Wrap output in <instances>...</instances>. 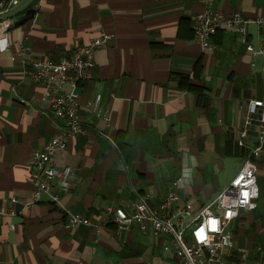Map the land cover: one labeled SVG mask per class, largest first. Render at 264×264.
Listing matches in <instances>:
<instances>
[{
    "label": "crops",
    "instance_id": "1",
    "mask_svg": "<svg viewBox=\"0 0 264 264\" xmlns=\"http://www.w3.org/2000/svg\"><path fill=\"white\" fill-rule=\"evenodd\" d=\"M209 6L247 19L246 43L219 30L214 49L202 51L193 28L203 5L193 0H36L26 25L0 23V39L7 33L10 42H24L32 59L54 62L106 37L77 90L80 105L101 95L100 109L109 118L104 124L82 106L78 116L87 132L55 157L72 175L67 192L57 181L52 192L63 209L92 223L67 228L65 211L47 196L32 202L29 163L32 152L58 135L60 121L43 101L42 86L24 73L18 48L0 52V264L174 261L167 236L144 233L137 224L117 234L108 209L130 215L143 197L157 208L170 191L180 203L203 207L257 144L255 121L244 146L236 140L248 102L264 101V30L256 24L264 19V0H210ZM254 163L256 208L240 213L230 231L248 263L264 264V152Z\"/></svg>",
    "mask_w": 264,
    "mask_h": 264
},
{
    "label": "built area",
    "instance_id": "2",
    "mask_svg": "<svg viewBox=\"0 0 264 264\" xmlns=\"http://www.w3.org/2000/svg\"><path fill=\"white\" fill-rule=\"evenodd\" d=\"M193 1L203 5V9L195 16L193 28L194 41L202 51L214 49L211 40L219 30L233 31L241 35L246 43L248 21L240 13L212 11L210 0ZM18 5L19 0L0 2V16ZM256 24L264 30V19L257 20ZM106 44V37L93 39L77 47L70 56L54 62L49 59H32L28 56V48L24 42H10L7 33L0 39V52H8L14 46L18 48L17 56L24 73L28 74L31 81L42 86L43 101L48 103L53 118L60 121L58 135L30 156L33 203L47 196L51 203L62 206L59 196L52 192V186L57 181L60 190L67 192L72 169L59 168L55 157L58 152L66 149L70 139L87 132L80 121L78 110L83 106L99 121L104 124L109 122L108 116L100 109L102 96L97 94L92 101L80 105L77 90L79 83L89 77L94 66L95 52L106 47ZM246 49L254 52L249 44ZM259 53H263L262 48ZM66 85L69 86L68 90L65 89ZM253 121L260 128L257 144L249 151L240 171L213 201L194 209L189 203H180L178 195L170 191L157 208L149 204L147 197L132 205L133 212L130 215L122 208H109L110 222L115 226L116 233L128 231L132 225L137 224L144 233L149 231L154 235L167 236L174 253L171 264H250L244 251L234 249L230 226L240 213L254 210L259 198L257 166L254 160L264 152L263 100H254L247 104L246 119L236 140L240 147L244 146L247 128ZM104 137L113 144L108 136ZM63 210L67 215V228L92 226L88 219Z\"/></svg>",
    "mask_w": 264,
    "mask_h": 264
},
{
    "label": "water",
    "instance_id": "3",
    "mask_svg": "<svg viewBox=\"0 0 264 264\" xmlns=\"http://www.w3.org/2000/svg\"><path fill=\"white\" fill-rule=\"evenodd\" d=\"M10 2L12 0H0V2ZM36 0H25L20 5L14 7L10 12L0 16V23L7 25L6 29L18 28L31 21L36 13L33 4ZM24 13L23 15H21Z\"/></svg>",
    "mask_w": 264,
    "mask_h": 264
},
{
    "label": "rangeland",
    "instance_id": "4",
    "mask_svg": "<svg viewBox=\"0 0 264 264\" xmlns=\"http://www.w3.org/2000/svg\"><path fill=\"white\" fill-rule=\"evenodd\" d=\"M228 181V180H227ZM227 181L224 179V180H222L221 181V186L223 187V186H226L227 185ZM259 186L261 187L262 185H261V183H259ZM262 199H264V198H262ZM262 199H260L259 200V203L261 202V200ZM263 203V211H264V201L262 202ZM205 204V203H204ZM232 244H233V246L236 248L237 247V249H238V246H241L242 245V243H234V241H233V237H232Z\"/></svg>",
    "mask_w": 264,
    "mask_h": 264
},
{
    "label": "snow or ice",
    "instance_id": "5",
    "mask_svg": "<svg viewBox=\"0 0 264 264\" xmlns=\"http://www.w3.org/2000/svg\"><path fill=\"white\" fill-rule=\"evenodd\" d=\"M214 225H215V222H213V227H214Z\"/></svg>",
    "mask_w": 264,
    "mask_h": 264
}]
</instances>
